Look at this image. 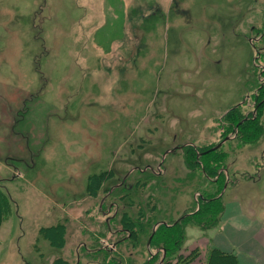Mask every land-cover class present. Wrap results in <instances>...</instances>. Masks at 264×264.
Returning a JSON list of instances; mask_svg holds the SVG:
<instances>
[{"label": "rangeland", "instance_id": "1", "mask_svg": "<svg viewBox=\"0 0 264 264\" xmlns=\"http://www.w3.org/2000/svg\"><path fill=\"white\" fill-rule=\"evenodd\" d=\"M263 31L264 0H0V264L144 263L151 228L216 191L187 154L236 136L234 106L263 133L224 141L223 201L264 221Z\"/></svg>", "mask_w": 264, "mask_h": 264}, {"label": "trees", "instance_id": "2", "mask_svg": "<svg viewBox=\"0 0 264 264\" xmlns=\"http://www.w3.org/2000/svg\"><path fill=\"white\" fill-rule=\"evenodd\" d=\"M262 34L264 35V31ZM263 58L264 53L262 48H258L255 60L261 61ZM260 65L258 64L259 71L261 74H264V65ZM260 68L262 69L260 70ZM259 96L263 98L264 92L262 96ZM260 97H256L257 109H259L257 104L261 100ZM224 118L228 121L225 133L235 132L236 128L238 129L236 136L233 139H229L228 142H233L241 138L247 142L257 141L263 133L262 122L257 112L256 114L250 113L249 115H245L238 106H234L228 110ZM213 146H209L203 150H200L195 145L189 146L192 152L187 154L186 164L192 170L200 168L207 178H212L213 183L216 185V191L213 193L208 191L206 196L203 193L200 194V207L192 214L180 220H173L170 223L161 222L156 229L151 228L152 230L149 234L151 236L150 248L148 249L150 258L142 264H191L199 256V251L194 250L190 253L184 251L187 227L189 225H196L201 229L213 227L221 219V215L225 210V203L223 201L224 193L222 191L227 180L225 171L227 169V154L222 151V146L212 150L211 148ZM97 177L99 178V176ZM124 183L125 181L119 187L115 188V191L120 187H124ZM95 189L93 188V191ZM10 202L12 200L8 191L0 183V225L3 224L8 216ZM113 218L106 220V225H108L107 227L110 230H112L111 221ZM136 227L140 229V226L135 224V221L131 219L129 214L125 213L122 217V227L114 231L118 234L126 233L118 242L122 243L125 239L136 240L138 238ZM45 231V235L50 241L54 243L61 242L64 233L63 226L51 227ZM151 248H155L156 253H153ZM95 252L100 258H103L102 264H123L124 259L121 256L118 258L114 248L100 247ZM229 263L241 264L234 254L224 252L218 248L211 249L206 262V264ZM78 264H80V260Z\"/></svg>", "mask_w": 264, "mask_h": 264}, {"label": "crops", "instance_id": "3", "mask_svg": "<svg viewBox=\"0 0 264 264\" xmlns=\"http://www.w3.org/2000/svg\"><path fill=\"white\" fill-rule=\"evenodd\" d=\"M176 0H172L175 3ZM189 238V239H188ZM212 248L234 254L241 264H264V221L255 211H247L239 201L226 202L218 226L201 229L189 225L184 251H199L191 264H206Z\"/></svg>", "mask_w": 264, "mask_h": 264}, {"label": "water", "instance_id": "4", "mask_svg": "<svg viewBox=\"0 0 264 264\" xmlns=\"http://www.w3.org/2000/svg\"><path fill=\"white\" fill-rule=\"evenodd\" d=\"M229 138H230V137H226L223 141H221V142L218 143L217 145L213 146L211 149L213 150V149H217V148H219L220 146L223 145L224 141H226V140L229 139ZM227 184H228V183H226V186H227ZM226 186H225V187H226ZM150 240H151V238H150ZM150 240H149V243H150Z\"/></svg>", "mask_w": 264, "mask_h": 264}, {"label": "bare ground", "instance_id": "5", "mask_svg": "<svg viewBox=\"0 0 264 264\" xmlns=\"http://www.w3.org/2000/svg\"><path fill=\"white\" fill-rule=\"evenodd\" d=\"M229 264H231V263H229Z\"/></svg>", "mask_w": 264, "mask_h": 264}]
</instances>
